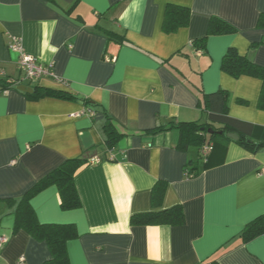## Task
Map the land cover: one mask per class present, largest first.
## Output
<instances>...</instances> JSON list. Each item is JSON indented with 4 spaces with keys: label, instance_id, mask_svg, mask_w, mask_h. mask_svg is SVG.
I'll return each instance as SVG.
<instances>
[{
    "label": "crops",
    "instance_id": "0c3cea01",
    "mask_svg": "<svg viewBox=\"0 0 264 264\" xmlns=\"http://www.w3.org/2000/svg\"><path fill=\"white\" fill-rule=\"evenodd\" d=\"M188 7L191 21L163 30L168 4ZM264 0H0V73L19 79V54L10 36L56 77L24 82L76 98H31L0 92V264H43L45 241L14 232L15 204L67 160L85 158L75 184L81 207L64 210L56 186L32 199L41 223L74 224L67 243L71 264H264V234H240L264 215V150L232 141L216 145L211 165L187 178L199 148H178L180 132L149 133L170 122H206L204 95L229 92V114L264 126L258 107L260 79L225 73L230 48L264 67ZM235 33L211 36V18ZM260 43L256 49L253 44ZM112 118L123 136L106 149ZM108 151V152H107ZM112 155V159H111ZM100 162L92 163V158ZM200 167L202 163L199 162ZM159 181L167 184L160 207L152 203ZM183 207L186 223L132 225L135 214Z\"/></svg>",
    "mask_w": 264,
    "mask_h": 264
},
{
    "label": "trees",
    "instance_id": "16d2710c",
    "mask_svg": "<svg viewBox=\"0 0 264 264\" xmlns=\"http://www.w3.org/2000/svg\"><path fill=\"white\" fill-rule=\"evenodd\" d=\"M191 21V10L188 7L168 4L165 11L163 30L166 33L176 32L187 27ZM258 27L264 28V14L258 21ZM236 29L220 18H211L207 34L192 42V46L203 48L211 36L235 33ZM260 43L253 44L251 49H256ZM222 70L234 78L249 76L262 81L258 107L264 111V67L253 62L248 56L241 55L235 48H230L223 58ZM17 79L0 73V92L17 89ZM35 91L28 94L31 98L52 96L56 98L74 99L76 96L59 90L33 86ZM230 94L225 89L204 95V110L207 113L206 122H170L166 126H160L149 133H158L177 129L180 132L178 148L187 150L190 146L199 148L198 162L189 161L186 165L187 178L197 177L201 170L211 165V156L216 145L229 143L233 140L227 137L228 133H237L239 140L236 143L242 145L253 153L264 150V126L234 118L229 114ZM106 149L113 150L120 138L118 126L112 118L108 117L105 124ZM211 146V151L204 157L201 150L204 146ZM107 151V152H108ZM85 158L67 160L60 167L54 169L47 176L38 181L19 200L7 199L8 204L16 205L14 232L25 230L34 238L45 241L51 251V258L43 264H71L67 249V243L76 237L78 232L74 224L41 223L32 205V199L45 189L56 186L61 198V207L64 210L80 208L82 203L76 188L75 179L81 168L86 164ZM199 162L202 163L200 167ZM167 184L159 181L152 191V203L154 207L162 205ZM132 225H170L181 226L186 223L183 207L173 206L157 212L135 214L131 217ZM264 234V215L250 222L241 232L243 242H248ZM208 264V263H206ZM210 264H216L212 262Z\"/></svg>",
    "mask_w": 264,
    "mask_h": 264
},
{
    "label": "built area",
    "instance_id": "2783aa9c",
    "mask_svg": "<svg viewBox=\"0 0 264 264\" xmlns=\"http://www.w3.org/2000/svg\"><path fill=\"white\" fill-rule=\"evenodd\" d=\"M11 51L19 54L18 68L21 73V77L17 79L18 86L24 84V82L35 83L39 82L44 76L56 77L55 73L51 69V65L44 66L37 58L28 54L23 45L22 37L12 35L8 44ZM4 74V73H3ZM211 151V146H204L201 150V154L206 157ZM112 159V155H111ZM92 163L100 162V159L95 157L91 159ZM7 238L0 237V248L7 242Z\"/></svg>",
    "mask_w": 264,
    "mask_h": 264
},
{
    "label": "water",
    "instance_id": "95a60500",
    "mask_svg": "<svg viewBox=\"0 0 264 264\" xmlns=\"http://www.w3.org/2000/svg\"><path fill=\"white\" fill-rule=\"evenodd\" d=\"M17 90L21 91L23 93H26V94H33L35 91L34 87L28 86L26 84H21V85L17 86ZM227 137L232 139L233 141L239 140V136L237 133H228Z\"/></svg>",
    "mask_w": 264,
    "mask_h": 264
},
{
    "label": "rangeland",
    "instance_id": "374dc122",
    "mask_svg": "<svg viewBox=\"0 0 264 264\" xmlns=\"http://www.w3.org/2000/svg\"><path fill=\"white\" fill-rule=\"evenodd\" d=\"M26 83V82H25Z\"/></svg>",
    "mask_w": 264,
    "mask_h": 264
}]
</instances>
